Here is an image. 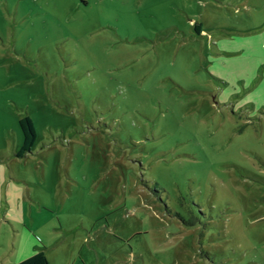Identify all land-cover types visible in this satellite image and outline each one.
I'll use <instances>...</instances> for the list:
<instances>
[{
	"label": "rangeland",
	"instance_id": "rangeland-1",
	"mask_svg": "<svg viewBox=\"0 0 264 264\" xmlns=\"http://www.w3.org/2000/svg\"><path fill=\"white\" fill-rule=\"evenodd\" d=\"M1 160L0 264H264V0H0Z\"/></svg>",
	"mask_w": 264,
	"mask_h": 264
},
{
	"label": "crops",
	"instance_id": "crops-1",
	"mask_svg": "<svg viewBox=\"0 0 264 264\" xmlns=\"http://www.w3.org/2000/svg\"><path fill=\"white\" fill-rule=\"evenodd\" d=\"M195 25H198L197 29H199V24L196 23ZM23 188H24V182L16 177L13 170L7 169L6 165H4L1 160L0 161V219L3 218L5 220L4 221L5 223H11L13 226L22 225L21 230L20 231L19 229L17 230L19 232L24 231V233H28L31 235V232L27 229L25 225L26 223L23 220V218H17L12 212L13 208L20 207L21 204L24 203V200H26L24 199L25 190ZM18 190H21V192L23 193V197L22 195L18 196L16 194ZM35 240L39 243L37 252H39L42 248H45V252H46L47 248L45 245L41 243V240L38 237H36ZM33 247H34L33 244H31V248L29 249L30 252H33ZM24 258L25 256H22L19 259H17L16 263H9V264H18L24 261L25 260Z\"/></svg>",
	"mask_w": 264,
	"mask_h": 264
},
{
	"label": "trees",
	"instance_id": "trees-1",
	"mask_svg": "<svg viewBox=\"0 0 264 264\" xmlns=\"http://www.w3.org/2000/svg\"><path fill=\"white\" fill-rule=\"evenodd\" d=\"M195 28H198V25H195ZM20 126L23 133V145L16 152V156L23 158L28 153L32 152V148L37 140V131L33 120L29 115H26L20 119ZM18 264H50L48 257L45 252V248H42L39 252L33 256L25 259L24 261Z\"/></svg>",
	"mask_w": 264,
	"mask_h": 264
}]
</instances>
